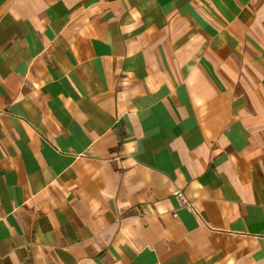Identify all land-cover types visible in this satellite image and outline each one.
<instances>
[{
	"label": "crops",
	"instance_id": "crops-1",
	"mask_svg": "<svg viewBox=\"0 0 264 264\" xmlns=\"http://www.w3.org/2000/svg\"><path fill=\"white\" fill-rule=\"evenodd\" d=\"M0 264H264V0H0Z\"/></svg>",
	"mask_w": 264,
	"mask_h": 264
},
{
	"label": "built area",
	"instance_id": "built-area-1",
	"mask_svg": "<svg viewBox=\"0 0 264 264\" xmlns=\"http://www.w3.org/2000/svg\"><path fill=\"white\" fill-rule=\"evenodd\" d=\"M175 195H176V197H178L182 201V203H184L186 205L189 204V202L187 201L185 194L183 192H176Z\"/></svg>",
	"mask_w": 264,
	"mask_h": 264
}]
</instances>
